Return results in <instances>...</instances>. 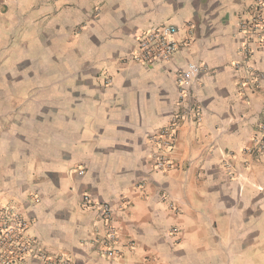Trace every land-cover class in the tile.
Masks as SVG:
<instances>
[{
	"label": "crops",
	"instance_id": "0c3cea01",
	"mask_svg": "<svg viewBox=\"0 0 264 264\" xmlns=\"http://www.w3.org/2000/svg\"><path fill=\"white\" fill-rule=\"evenodd\" d=\"M252 4L0 0V211L28 214L29 233L77 264H264V157L242 151L264 92L241 88L245 64L234 66ZM163 23L181 49L139 64L135 38ZM191 62L209 69L194 90L204 118L179 128L174 167L157 171L148 137L178 111L177 69ZM249 64L264 71V48ZM85 192L114 205L119 258L92 244Z\"/></svg>",
	"mask_w": 264,
	"mask_h": 264
},
{
	"label": "built area",
	"instance_id": "2783aa9c",
	"mask_svg": "<svg viewBox=\"0 0 264 264\" xmlns=\"http://www.w3.org/2000/svg\"><path fill=\"white\" fill-rule=\"evenodd\" d=\"M241 32L245 41L238 50L241 59L234 66L244 68L245 75L239 84L241 88L253 87L264 92V71L249 64V57L259 48H264V0H253L249 16L242 21ZM178 28L171 24L151 26L142 31L136 38V50L131 55L139 64H153L157 61H171L182 45L176 38ZM188 42H184L185 45ZM209 72L205 63L191 62L177 69L178 111L170 123L149 135L148 141L152 146L150 158L157 171L166 172L174 167L171 156L179 128L185 124H200L204 114L202 105L194 97V90L202 84V78ZM110 78L105 79V84ZM260 133L253 139V146L244 147L242 151L254 157H264V122L259 125ZM228 171L232 168L227 163ZM81 173L84 171L80 169ZM80 206L84 210L96 212L97 221L94 225L92 244L98 249L101 257L106 259L119 258L124 250L121 242V232L116 224L115 207L108 202L96 200L89 192L81 196ZM128 201L119 206L127 209ZM177 213L178 210L173 209ZM30 223L24 217L12 212L10 217L0 224V263L22 264L27 260H36L41 264H77L65 253H49L37 239L29 233ZM173 232H177L174 229Z\"/></svg>",
	"mask_w": 264,
	"mask_h": 264
},
{
	"label": "rangeland",
	"instance_id": "374dc122",
	"mask_svg": "<svg viewBox=\"0 0 264 264\" xmlns=\"http://www.w3.org/2000/svg\"><path fill=\"white\" fill-rule=\"evenodd\" d=\"M12 212L17 213L20 216L24 217L26 220L29 221L30 225L33 223L32 222L33 220L30 218V216H28V214L22 212L20 209L14 207V206H9L8 205L7 207L3 208V210L0 211V224L3 222V220L6 218V216H7V218L10 217V215H11Z\"/></svg>",
	"mask_w": 264,
	"mask_h": 264
}]
</instances>
